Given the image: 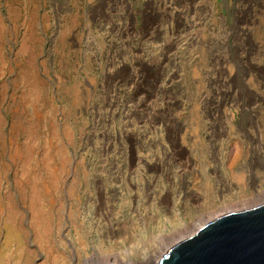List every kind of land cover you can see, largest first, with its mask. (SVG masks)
<instances>
[{"label":"rangeland","instance_id":"374dc122","mask_svg":"<svg viewBox=\"0 0 264 264\" xmlns=\"http://www.w3.org/2000/svg\"><path fill=\"white\" fill-rule=\"evenodd\" d=\"M243 202H264V0H0V264L136 261Z\"/></svg>","mask_w":264,"mask_h":264},{"label":"water","instance_id":"95a60500","mask_svg":"<svg viewBox=\"0 0 264 264\" xmlns=\"http://www.w3.org/2000/svg\"><path fill=\"white\" fill-rule=\"evenodd\" d=\"M157 264H264V202L216 217Z\"/></svg>","mask_w":264,"mask_h":264},{"label":"bare ground","instance_id":"6f19581e","mask_svg":"<svg viewBox=\"0 0 264 264\" xmlns=\"http://www.w3.org/2000/svg\"><path fill=\"white\" fill-rule=\"evenodd\" d=\"M252 204H253V202H251V203L250 202H248V203L243 202V204L240 206L245 210V209L251 208L253 206ZM237 206H239V205H237ZM237 206H235V205L234 206L223 205L218 210H216L215 212L213 211V213L210 216L215 219L216 217H218L220 215L227 214V213H233V212H237V211L241 210V207L239 209ZM211 217H209V213H208V216L206 215L204 217H199L198 220L196 219L195 223L193 225L190 224V226L191 227L193 226L194 230H196L195 228L198 229L202 225L208 223V221ZM190 226H188V227H190ZM178 231H181V230H178ZM174 232H176V231H174ZM191 232H192V230H191ZM179 233H181V232H179ZM165 234H167V233H165ZM158 235L157 236L155 235V237L151 238L150 245L148 246L146 251L143 253L142 257L136 261L130 262L129 261V259L131 258L130 255L123 252V251L117 252V253H109V252L101 253L100 252L101 254H99V255L91 256L90 258H87V259L81 261V263L76 262L74 264H152V263L156 264L157 263L156 260L158 261V259L162 256V254H164V252H167V248H169L168 245H170V244L165 243V241L167 242V240H168V239H166L167 236L163 237L162 234H160L162 236H158ZM177 235H179V234H177ZM172 237H174V234ZM170 238H171V236H169V239ZM168 241H169V243L174 242V240L171 242H170V240H168Z\"/></svg>","mask_w":264,"mask_h":264}]
</instances>
